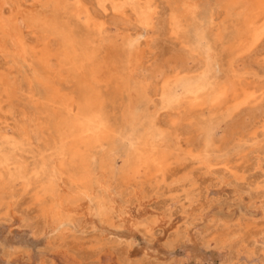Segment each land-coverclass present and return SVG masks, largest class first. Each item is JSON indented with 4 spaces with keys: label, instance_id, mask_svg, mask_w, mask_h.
I'll use <instances>...</instances> for the list:
<instances>
[{
    "label": "rangeland",
    "instance_id": "374dc122",
    "mask_svg": "<svg viewBox=\"0 0 264 264\" xmlns=\"http://www.w3.org/2000/svg\"><path fill=\"white\" fill-rule=\"evenodd\" d=\"M3 2L17 27L0 31V264H264V12L228 14L227 0ZM222 82L237 96L218 104ZM97 123L107 138L82 162L72 146ZM145 148L170 151L164 178L124 173ZM74 179L89 180L88 202L63 201L54 225L44 186L62 199Z\"/></svg>",
    "mask_w": 264,
    "mask_h": 264
},
{
    "label": "bare ground",
    "instance_id": "6f19581e",
    "mask_svg": "<svg viewBox=\"0 0 264 264\" xmlns=\"http://www.w3.org/2000/svg\"><path fill=\"white\" fill-rule=\"evenodd\" d=\"M0 3H1V5H2V3H4L3 2V0H0ZM226 4H224V6H225V8L227 9V13L229 14V12H231L233 9H234V7H242L244 10L245 9H250V10H252V12L254 13V14H257V16L258 15H260V18H261V15H262V13L264 12V0H227V2H225ZM1 5H0V7H1ZM139 5V4H138ZM147 5V4H146ZM104 6V5H103ZM77 7V6H76ZM132 7V6H131ZM130 7V8H131ZM141 7V6H140ZM150 7V6H149ZM101 8V7H100ZM115 8V7H114ZM148 8V7H147ZM81 9V8H80ZM107 9V8H106ZM151 9H153V8H151ZM241 9V8H240ZM102 10H103V7H102ZM141 10V9H140ZM105 11H108V10H105ZM81 12V11H80ZM120 13V12H119ZM244 13V12H243ZM242 13V14H243ZM252 13V14H253ZM15 15H13V16H18L19 14H20V12L18 11V12H16V13H14ZM81 14V13H80ZM153 14V13H152ZM252 15V16H255V15ZM227 15V14H226ZM243 15H245V13L243 14ZM247 15V14H246ZM250 15V14H249ZM242 16V15H241ZM20 17V16H19ZM253 18V17H252ZM243 20H244V18H243ZM250 20V19H249ZM258 20V19H257ZM11 21L13 22H11L10 23V20H5L4 19V17H3V11H2V8H0V31H1V33L2 34H7L8 35V31H9V29H10V31H11V25H13L14 23V25H15V27H17L16 26V18H11ZM153 21V20H152ZM139 22V21H138ZM250 23V22H249ZM254 23V22H253ZM152 25H153V23H152ZM151 25V26H152ZM251 25V24H250ZM247 27V26H246ZM250 27V26H249ZM263 27H264V25H263ZM221 28H222V26H221ZM257 28V27H256ZM150 29H152L153 30V28H150ZM216 29V28H215ZM262 29V28H261ZM247 30V29H246ZM259 30V29H258ZM33 31V30H32ZM14 32V31H13ZM152 32V31H151ZM176 32V31H175ZM248 32V31H247ZM255 32V31H254ZM261 32V31H260ZM216 33V32H215ZM246 33V32H245ZM264 33V32H263ZM262 33V34H263ZM15 34V33H14ZM18 34V33H17ZM16 34V38L14 37L15 35H13V36H11V38H10V40H11V42H12V44L14 45V46H16V48L18 49V48H24V44H23V40H22V38L20 37V35H17ZM252 34V33H251ZM253 34H255V33H253ZM259 34V33H258ZM257 34V35H258ZM216 35H217V33H216ZM220 35V34H219ZM246 36L248 35V34H245ZM252 36V35H251ZM259 36V35H258ZM221 37V36H220ZM223 37V36H222ZM259 37H261V36H259ZM259 37H257L258 39H260ZM216 38V37H215ZM214 38V39H215ZM218 38V37H217ZM234 39V38H233ZM217 40H219V39H217ZM246 40V39H245ZM247 40H250L249 38L247 39ZM133 42H132V40L130 41L129 40V38H127V46L128 47H134V44H132ZM244 43V42H243ZM242 43V44H243ZM250 44H251V42H250ZM32 45V44H31ZM246 45H248V43L246 44ZM254 46V45H253ZM248 47V46H247ZM246 48V47H245ZM15 50V49H14ZM22 50L23 49H21V50H16L17 51V55L18 56H20L23 60H24V53L22 52ZM246 50V49H245ZM251 51V50H250ZM2 56V55H1ZM182 60V59H181ZM129 61V60H128ZM230 62V61H229ZM228 63V62H227ZM245 67V66H244ZM189 68V67H188ZM262 69V68H261ZM119 70V69H118ZM180 70V69H179ZM188 71V70H187ZM186 71V72H187ZM238 71V70H237ZM184 72V71H183ZM189 72H191V71H189ZM179 73V72H178ZM161 76V75H160ZM177 76V75H176ZM179 78V77H178ZM169 79V78H168ZM167 79V80H168ZM173 79V78H172ZM222 81V80H221ZM224 81V80H223ZM225 81H227V80H225ZM234 81V80H233ZM247 81V80H246ZM165 83V82H164ZM223 83V82H222ZM222 83H221V85H222ZM237 83V82H236ZM223 84H225V83H223ZM235 83H229V82H227V84H225V85H220V83H219V85H220V87L219 88H217V90L215 91V93H216V95L217 96H215V98H220L219 99V101H218V104L220 103V102H222V101H224V100H226V98H228V97H236L237 95H236V86L234 85ZM163 85V84H162ZM244 85V84H243ZM240 86V85H239ZM211 87V86H210ZM209 88V87H208ZM210 89V88H209ZM208 90V89H207ZM245 90H247L246 88H245ZM244 90V91H245ZM212 91V90H211ZM207 92V91H206ZM214 92V91H213ZM238 92V91H237ZM242 92V91H241ZM240 93V92H239ZM251 93V92H250ZM206 94V93H205ZM245 95V93H243L242 92V95ZM252 95V94H251ZM187 96V95H186ZM257 96V95H256ZM201 97V96H200ZM214 96H212V98H213ZM242 97V96H241ZM187 98H188V96H187ZM190 98V97H189ZM193 98V97H192ZM240 98V97H239ZM247 98H248V96H247ZM246 98V99H247ZM204 99H205V97H204ZM246 99H245V101H246ZM1 100V99H0ZM216 100V99H215ZM232 100V99H231ZM247 100H249V99H247ZM251 101V100H250ZM249 102V101H248ZM247 102V103H248ZM253 102V101H252ZM252 102H251V104H252ZM210 104V103H209ZM217 104V103H216ZM217 104V105H218ZM222 104V103H221ZM188 105V104H187ZM202 105V104H201ZM207 105V104H206ZM212 105V104H211ZM194 106V105H193ZM197 106H199V104H197ZM201 107V106H200ZM213 107V106H212ZM215 107H217L216 105H215ZM219 107H220V105H219ZM92 109H93V107H92ZM192 109H194V108H192ZM196 109V108H195ZM198 109H200V108H198ZM209 109H212V108H209ZM191 110V109H190ZM189 111V110H188ZM166 113V112H165ZM184 113V112H183ZM97 116V115H96ZM189 116H190V114H189ZM170 119V118H169ZM104 120V119H103ZM160 123V122H159ZM98 125H97V127H93V125H91L90 124V127H89V129L87 130V128H86V132H88L89 134H87L86 132V137L88 138V139H90V141H85V144H82L81 143V139H79L80 140V143L82 144V150H80V148H81V146H80V144L78 145V146H80V148L77 146V145H73L72 146V148L73 149H77L79 152H84L83 153V155H81V153H80V155H81V157H80V160L82 161V162H84V161H86L87 159H86V157L88 156V153H90V148H91V145L92 144H96V143H98L99 141H100V139L101 140H103V139H106L107 138V136H106V132L105 131H103L104 129H103V126H102V124H104V122H102V124H99V123H97ZM108 124V123H107ZM174 124V123H173ZM175 124H177V123H175ZM172 125V124H171ZM194 125V124H193ZM161 126V125H160ZM185 126V125H184ZM80 127H82V126H80ZM255 128V127H254ZM91 130H93V131H91ZM194 132H195V130H193ZM178 132V131H177ZM264 132V131H263ZM80 133H83V132H80ZM92 133V134H91ZM193 133V132H192ZM83 136V135H82ZM166 135H164L163 137H165ZM167 137H168V133H167ZM174 137V136H173ZM109 138V137H108ZM84 139H85V137H84ZM169 139V138H168ZM83 140V139H82ZM163 140H164V138H163ZM226 140V139H225ZM254 140V139H253ZM160 141H161V139H160ZM168 141V140H167ZM83 142V141H82ZM204 142V141H203ZM225 142V141H224ZM76 143V142H75ZM78 143V142H77ZM177 143V142H176ZM181 144V143H180ZM165 145H166V143H165ZM100 146V145H99ZM141 146V145H140ZM168 146H170V145H168ZM101 147H102V145H101ZM208 147V146H207ZM219 147V146H218ZM79 148V149H78ZM141 148V147H140ZM144 148V147H143ZM162 148V147H161ZM165 147H163V149H164ZM105 149V148H104ZM263 149V148H262ZM135 150V149H134ZM139 150V149H138ZM76 151V150H75ZM77 151V152H78ZM132 151V150H131ZM136 151V150H135ZM180 151V150H179ZM77 152H76V154H77ZM113 152H114V150H113ZM155 152H157V151H151V150H149V149H144V150H139L138 152H136L135 153V155H134V160H132V162L130 163V164H128V166L126 167V171H124V173L125 172H132V173H134V174H136V175H138L139 177L142 175V176H151L152 178H156V176H162V178H164V174L166 173L165 171L169 168V166H170V151H168L169 153H167L165 150H162L160 153H155ZM254 152V151H253ZM252 152V153H253ZM71 153V152H70ZM73 153V152H72ZM115 153V152H114ZM113 153V154H114ZM179 153V152H178ZM209 153V152H208ZM74 154V153H73ZM110 154V153H109ZM71 155V154H70ZM90 155V154H89ZM115 155V154H114ZM114 155H113V157H114ZM247 155V154H246ZM110 156V155H109ZM117 156V155H116ZM8 157H10V156H8ZM76 157V156H75ZM78 157V156H77ZM89 157V156H88ZM132 157V156H131ZM92 158V157H91ZM179 158V157H178ZM211 158V157H210ZM60 159V158H59ZM72 159V158H71ZM109 159H110V157H109ZM189 159V158H188ZM204 159V158H203ZM202 159V160H203ZM68 160V159H67ZM73 160V159H72ZM79 160V161H80ZM90 160V159H89ZM116 160V159H115ZM205 160V159H204ZM209 160V159H208ZM105 161V160H104ZM108 161V160H107ZM106 161V162H107ZM200 161V160H199ZM218 161V160H217ZM223 161V160H222ZM225 161V160H224ZM243 161V160H242ZM56 162V161H55ZM110 162V161H109ZM112 162V161H111ZM130 162V161H129ZM207 162H209V161H207ZM80 163V162H79ZM116 163V162H115ZM118 163H119V161H118ZM226 163V162H225ZM203 165L205 164L206 165V163H202ZM227 164V163H226ZM23 165V164H22ZM88 165H90V163L88 164ZM108 165V164H107ZM113 165V164H112ZM119 165V164H118ZM225 165V164H224ZM62 166V165H61ZM110 166V165H109ZM120 166V165H119ZM118 166V167H119ZM173 166V165H172ZM202 166V165H201ZM54 167V166H53ZM106 167V166H105ZM254 167V166H253ZM64 168V167H63ZM101 168H103V167H101ZM122 168V167H121ZM120 168V169H121ZM123 169V168H122ZM170 169V168H169ZM28 170V169H27ZM110 170V169H109ZM54 171V170H53ZM61 171V170H60ZM108 172V171H107ZM109 173V172H108ZM122 173V172H121ZM123 173V174H124ZM185 173V172H184ZM248 173V172H247ZM50 174V173H49ZM106 174V173H105ZM119 174V173H118ZM200 174V173H199ZM262 174V173H261ZM84 175V174H83ZM125 175V174H124ZM136 175H134V177L136 176ZM216 175V174H215ZM81 177V176H80ZM82 177H84L85 178V176H82ZM54 178V177H53ZM69 178V177H68ZM91 178H93V177H91ZM158 178V177H157ZM48 179V178H47ZM58 179H59V181H60V177H58ZM81 179V178H80ZM80 179H78V180H75L74 179V181L73 180H71L73 183H72V185L66 190V196H62L61 198L62 199H60V196L59 195H57L56 194V190H55V185L53 186H51L49 183L48 184H45V186H44V188L46 189V191L44 192V193H49V194H53V197H55L54 198V202H53V204L51 205V204H49V206L51 205L52 207L51 208H46V209H49L48 211V217H50V220H51V223L52 224H56L58 221H60V223H61V210L60 209H58V208H60L62 205H63V201H66V205L67 206H73V205H76L77 206V204H79V203H87L88 202V190L90 189V187H91V185L89 186V180H86V181H84V180H80ZM95 179V178H94ZM125 179V178H124ZM130 179V178H129ZM243 179V178H242ZM69 180V179H68ZM39 181V180H38ZM53 181V180H52ZM161 181H163V180H161ZM165 181V180H164ZM237 181V180H236ZM255 181V180H254ZM40 182V181H39ZM49 182V181H48ZM56 182V181H55ZM77 182H79V184L80 185H78V184H76ZM125 182V181H124ZM196 182V181H195ZM45 183H46V181H45ZM75 183V184H74ZM194 183V182H193ZM39 184V183H38ZM55 184V183H54ZM66 184V183H65ZM95 184V183H94ZM139 184V183H138ZM57 185H58V183H57ZM132 185V184H131ZM149 185V184H148ZM39 186H40V184H39ZM82 186V187H81ZM40 188V187H39ZM101 188V187H100ZM64 189V188H63ZM102 189V188H101ZM35 190V189H34ZM39 190V189H38ZM123 190V189H122ZM36 191H37V188H36ZM42 191V190H41ZM64 191V190H63ZM38 192V191H37ZM39 192H40V190H39ZM91 192V191H90ZM56 195H55V194ZM162 193V192H161ZM35 194V193H34ZM31 195V194H30ZM33 195V194H32ZM36 196H38V193L37 194H35ZM42 195H43V192H42ZM45 195H47V194H45ZM0 197H1V195H0ZM20 197V196H19ZM37 199V198H36ZM43 199V198H42ZM90 199V198H89ZM186 199V198H185ZM37 200H40V199H37ZM48 201V200H47ZM42 202V201H41ZM50 202H52V201H50ZM49 203V202H48ZM1 204V203H0ZM65 205V204H64ZM66 205H65V207H66ZM44 206V205H43ZM48 206V205H47ZM186 207V206H185ZM62 208V207H61ZM72 208H74V207H72ZM67 209L69 210V208L67 207ZM71 210V209H70ZM46 211V210H45ZM63 211V210H62ZM65 213V212H64ZM63 213V214H64ZM68 213V212H67ZM67 215V214H66ZM65 215V216H66ZM78 216V215H77ZM69 217V216H68ZM66 218V217H65ZM40 219V218H39ZM56 222V223H55ZM58 224H59V222H58ZM57 226V225H56ZM56 226H54V227H56ZM59 226V225H58ZM57 226V227H58ZM56 227V228H57ZM61 228V227H60ZM57 230V229H56ZM52 231V230H51ZM263 231V230H262ZM47 232V231H46ZM214 233V232H213ZM256 235V234H255ZM217 237V236H216ZM247 239V238H246ZM228 244V243H227ZM259 245V244H258ZM110 256V255H109ZM239 256V255H238ZM247 257V256H246ZM233 258V257H232ZM235 258V257H234ZM248 258V257H247ZM101 264V263H100ZM235 264V263H234Z\"/></svg>",
    "mask_w": 264,
    "mask_h": 264
}]
</instances>
